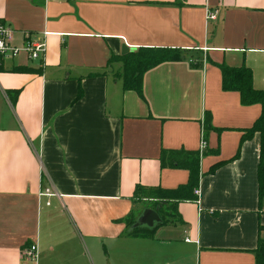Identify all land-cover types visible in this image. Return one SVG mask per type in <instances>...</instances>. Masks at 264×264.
I'll return each instance as SVG.
<instances>
[{
    "label": "crops",
    "instance_id": "1",
    "mask_svg": "<svg viewBox=\"0 0 264 264\" xmlns=\"http://www.w3.org/2000/svg\"><path fill=\"white\" fill-rule=\"evenodd\" d=\"M0 21L16 46L47 33L42 65L23 52L1 61L0 264H255L259 133L208 171L234 157L261 112L221 89L217 65L244 63L264 90V0H0ZM123 45L184 58L147 70L140 97L109 60ZM207 113L214 152L200 159L197 201L152 237L124 235L136 187L187 182V170L160 167V152L198 150ZM31 244L33 260L22 257Z\"/></svg>",
    "mask_w": 264,
    "mask_h": 264
},
{
    "label": "trees",
    "instance_id": "2",
    "mask_svg": "<svg viewBox=\"0 0 264 264\" xmlns=\"http://www.w3.org/2000/svg\"><path fill=\"white\" fill-rule=\"evenodd\" d=\"M184 56L177 48L169 47H139L130 50L125 54L117 57H111L109 60L119 61L122 64L121 71L115 76L122 80V88L124 90H133L142 97V76L143 74L167 61H177L183 59ZM193 65V64H192ZM221 72V89L223 91L238 92L240 103L244 106L259 104L261 107L260 115L253 124L246 129L240 137L239 146L236 154L229 160L219 162L213 165L208 173H213L221 165L237 158L242 143L250 140L255 133L260 135L259 160L257 164V185H258V206L261 207L264 198V90L255 89L252 85V71L244 63L239 66H228L225 63L217 65ZM18 91L9 93L11 104L15 103ZM81 91L78 89L76 97H80ZM214 129L210 123V114H205L203 122V135L207 131ZM221 130V129H217ZM213 150L203 151H187L184 149L165 150L162 149L159 156L161 168H180L188 171V180L185 184L179 185L174 189H162L160 187H136L135 197H146L147 199H157L160 201L159 206L171 204L176 207L180 202L197 201V195L194 190L198 186L200 177V159L203 155L213 153ZM158 211V210H157ZM133 212L126 217L118 220L125 224L123 234L130 237L149 238L152 237L156 229L167 223L166 219H161L152 227L140 225L134 227L137 218L132 221ZM160 216V215H159ZM161 218V217H160ZM255 264H264V238H259L257 245L253 250Z\"/></svg>",
    "mask_w": 264,
    "mask_h": 264
},
{
    "label": "built area",
    "instance_id": "3",
    "mask_svg": "<svg viewBox=\"0 0 264 264\" xmlns=\"http://www.w3.org/2000/svg\"><path fill=\"white\" fill-rule=\"evenodd\" d=\"M214 11L206 10V20H211L215 18ZM12 34L13 30L6 24L0 21V66L2 59L14 58L17 57L21 52H23L27 59L33 62H38L39 65H42L44 61V54L46 51L45 36L46 32L42 33L41 37L32 38L30 35L25 36L22 45L16 46L12 43ZM192 50V49H189ZM190 63L194 62V59L190 58L188 60ZM206 149V142L203 135V128L200 132V142H199V151ZM194 194H199V189L194 190ZM43 196H53L55 193L51 192L49 189H45L40 193ZM22 257L27 259H36L37 250L36 245L31 244L28 247L22 249Z\"/></svg>",
    "mask_w": 264,
    "mask_h": 264
},
{
    "label": "rangeland",
    "instance_id": "4",
    "mask_svg": "<svg viewBox=\"0 0 264 264\" xmlns=\"http://www.w3.org/2000/svg\"><path fill=\"white\" fill-rule=\"evenodd\" d=\"M122 68V64H121ZM121 71V69H120ZM138 200V211L133 212L131 218L132 221L138 218V216L141 214L142 210L145 208H151L154 210H158V214L160 215L161 219H166L169 222L177 221L176 218V211L175 207L171 204H165L164 206H159L160 201L157 199H147L146 197H137Z\"/></svg>",
    "mask_w": 264,
    "mask_h": 264
},
{
    "label": "water",
    "instance_id": "5",
    "mask_svg": "<svg viewBox=\"0 0 264 264\" xmlns=\"http://www.w3.org/2000/svg\"><path fill=\"white\" fill-rule=\"evenodd\" d=\"M130 51V48L126 45L122 46L121 54H125ZM161 218L158 214V212L151 208H145L142 210L141 214L138 216L136 223H134V227L144 225L147 227H152L156 223L160 222Z\"/></svg>",
    "mask_w": 264,
    "mask_h": 264
}]
</instances>
